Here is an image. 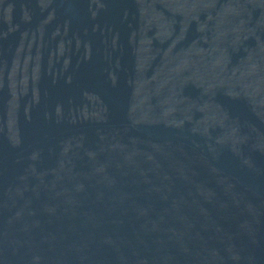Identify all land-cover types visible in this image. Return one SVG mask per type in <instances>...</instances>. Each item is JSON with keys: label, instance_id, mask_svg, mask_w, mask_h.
<instances>
[{"label": "water", "instance_id": "95a60500", "mask_svg": "<svg viewBox=\"0 0 264 264\" xmlns=\"http://www.w3.org/2000/svg\"><path fill=\"white\" fill-rule=\"evenodd\" d=\"M0 264H264V0H0Z\"/></svg>", "mask_w": 264, "mask_h": 264}]
</instances>
